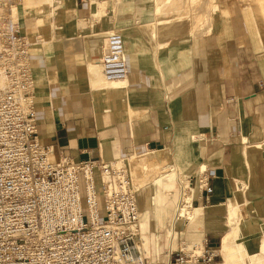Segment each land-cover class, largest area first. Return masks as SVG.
<instances>
[{
  "label": "crops",
  "instance_id": "obj_1",
  "mask_svg": "<svg viewBox=\"0 0 264 264\" xmlns=\"http://www.w3.org/2000/svg\"><path fill=\"white\" fill-rule=\"evenodd\" d=\"M163 1L108 0L103 10L96 0H58L42 24L23 18L39 140L53 161L142 154L156 170L165 162L166 180L153 179L154 190L145 180L139 192L149 256L155 242L158 258L171 247L174 230V247L187 234L220 251L237 222L264 262V14L221 8L202 29ZM113 30L124 37L129 76L102 85ZM203 168L214 171L210 193L198 186ZM173 169L195 177L188 218L165 194Z\"/></svg>",
  "mask_w": 264,
  "mask_h": 264
},
{
  "label": "built area",
  "instance_id": "obj_2",
  "mask_svg": "<svg viewBox=\"0 0 264 264\" xmlns=\"http://www.w3.org/2000/svg\"><path fill=\"white\" fill-rule=\"evenodd\" d=\"M105 47L106 82L127 81L122 33L111 31ZM29 51L20 24L5 22L0 28L5 80L0 84V264H223L206 239L189 248L181 240L164 258L148 255L137 183L147 171L134 176L142 154L51 159V148L39 140ZM213 175L212 169H201L199 188L212 192ZM178 180L184 194L194 193L195 177L178 174Z\"/></svg>",
  "mask_w": 264,
  "mask_h": 264
},
{
  "label": "rangeland",
  "instance_id": "obj_3",
  "mask_svg": "<svg viewBox=\"0 0 264 264\" xmlns=\"http://www.w3.org/2000/svg\"><path fill=\"white\" fill-rule=\"evenodd\" d=\"M14 1L15 0H0V24H3V20L5 19L4 14H5V9H6L7 4L10 3V2L14 3ZM48 1L49 0H46V2H48ZM99 1L100 2H98V0H96V3L99 4V7H101L104 10L106 8V4H107L108 0H99ZM171 1H172V3H171ZM174 2H176L177 4L174 3ZM180 2L182 4H184V6L181 5ZM57 3H59L58 0H56V5H55V3L52 4L54 6H49L48 4L47 5H41V6L36 7V8L33 6V7L30 8L31 15L33 17H35V19H36V17L37 18L45 17L46 20H49L52 17V14L55 15V12H56V9H57V5H58ZM165 3L167 5L172 4V5L169 6V8H171V9L185 10L186 12H183V13L181 12L180 13V16H181L180 19L181 20H184V19L194 20L195 24L197 26H199L200 28H202V29L207 28V26L210 24V20H211V17H212L211 14H213L215 12V10L226 9V10H228L230 12L233 11L234 9L251 10V11L252 10H261L263 12V14H264V8L262 7V5H260V2H258L257 0H178V1L177 0H174V1L173 0H169L167 2L165 1ZM173 4L175 6H173ZM22 8L23 7L21 5L18 6V11H19L18 15L19 16H18V20L17 21L20 24V27H21V24H22V20L24 18L23 9ZM117 31H119V30H117ZM119 32L121 33V31H119ZM25 35H27L29 41H32L31 40L32 39L31 35H29L27 33ZM101 75H102V73H101ZM104 84H108V83L104 81L102 83V85H104ZM113 85H116V84H113ZM153 160H157V159L153 158ZM147 161L148 160H146V162ZM143 164L144 163H142L140 165H143ZM162 164L164 165L165 168H162L163 167L162 166L159 170H156V168H157L156 164H150L149 167L146 170L144 169L145 171H147V174H146L147 175V179H144V180L141 179V180H138L137 182H140L139 183L140 185H144L145 180H148L149 182H153L154 183L153 179L161 177L163 175V170L166 169L165 162L162 163ZM138 167H139V165H138ZM138 171H139V168L137 169V172ZM174 172L176 174L173 175L172 178H175V187L172 188V189H167L165 194H166L167 198H169L173 202L175 207L178 209V204L180 203V199L184 195V193H183L182 189L180 188L177 171L174 170ZM134 176L136 177L135 173H134ZM159 179H160L161 182L166 180V178H163V179L159 178ZM154 184L155 185H152V190H154L156 188V186H157L156 183H154ZM193 194L194 193H192V197H193ZM103 215H104V212L102 211V216ZM183 222L185 224H187V220L185 218H183ZM174 233H175V230L172 233V237H173ZM171 238H170V241H168V243L171 242L172 245H171V247L169 245V247L166 248L165 250L178 248L181 240H184L186 242V244L188 245V248H189L190 245H192L194 242H201L203 237H201V239H199L197 241L196 240L192 241L191 237H189L187 234L178 235V239H177L178 246L177 247H174L173 241L171 240ZM156 243L157 242H155V254H154V256H151L153 258H158V253H157V249L158 248L156 249V247H157ZM148 247L150 248L149 241H147V251H149ZM260 254L262 256H264V249H260ZM160 256H161L160 258H164V252ZM223 260H224V258H223ZM246 264H250L248 259H247V263Z\"/></svg>",
  "mask_w": 264,
  "mask_h": 264
},
{
  "label": "bare ground",
  "instance_id": "obj_4",
  "mask_svg": "<svg viewBox=\"0 0 264 264\" xmlns=\"http://www.w3.org/2000/svg\"><path fill=\"white\" fill-rule=\"evenodd\" d=\"M60 1V0H59ZM165 1V0H164ZM163 1V3H164ZM169 1V0H168ZM174 1V0H173ZM178 1V0H177ZM258 2H260V5H262V7L264 8V0H257ZM167 2V0H166ZM56 5V0H49L48 2H46V0H15L14 3L10 2L7 4L6 9H5V14L4 17L5 19L3 20V24L7 21H13V22H18V6L21 5L23 8V15L26 18H30L32 17L31 12H30V8L31 7H39L41 5H49V6H54L52 4ZM162 3V4H163ZM170 3V2H169ZM168 3V4H169ZM172 3V1H171ZM176 3V2H174ZM179 3V2H178ZM181 3V2H180ZM186 3V2H185ZM58 4V3H57ZM165 4V3H164ZM163 4V5H164ZM177 4V3H176ZM62 5V4H61ZM172 4H169V6ZM181 5L184 6V4L181 3ZM168 6V7H169ZM173 6H175L173 4ZM179 6V5H178ZM161 7V6H160ZM159 7V8H160ZM165 7H167L165 5ZM163 8V6L161 7ZM177 8V7H176ZM179 8V7H178ZM171 9V8H169ZM161 10V9H160ZM166 10V9H165ZM168 10V9H167ZM166 10V11H167ZM158 11V10H157ZM159 12V11H158ZM170 12V11H169ZM162 13V12H161ZM159 14V13H158ZM180 14V13H179ZM164 15V14H162ZM160 15V16H162ZM166 15V13H165ZM168 15V14H167ZM159 16V15H158ZM159 16V17H160ZM170 16V15H169ZM173 16V15H172ZM174 17V16H173ZM45 17L43 18H37L36 20L39 24H42L44 21ZM48 19V18H47ZM55 19V18H53ZM56 20V19H55ZM158 20V19H157ZM54 21V20H53ZM52 21V22H53ZM156 21V20H155ZM165 21V20H164ZM169 21V20H167ZM159 22V21H158ZM173 22V20L171 21ZM170 22V23H171ZM55 23V22H54ZM162 23V22H161ZM3 24H0V28L3 26ZM33 24V23H32ZM51 24V23H50ZM156 24H158L156 22ZM176 25V24H175ZM174 28H177L175 27ZM29 26V25H28ZM51 26V25H50ZM163 26V25H162ZM161 26V28H162ZM170 26V25H169ZM54 27V26H53ZM157 27V26H156ZM168 26H166L167 28ZM172 27V32L175 31L173 30V26ZM169 27V29L171 28ZM158 28V27H157ZM178 29V28H177ZM161 30V29H160ZM171 32V33H172ZM99 68V67H98ZM102 73V72H101ZM106 82L105 77L102 73L101 75V83ZM126 82V81H125ZM5 83L4 77L2 76V74L0 73V84ZM116 85H122L124 84V82H118V83H113ZM112 84V85H113ZM110 86V85H109ZM114 86V85H113ZM145 158V157H144ZM134 160V159H133ZM150 164H156V160L153 159H149L148 157V161L145 162L143 165H140L139 162H135V167H134V173L136 175H140L141 172L145 171ZM139 165V167H138ZM139 168V171L137 172V169ZM145 169V170H144ZM138 183V182H137ZM140 183V182H139ZM143 186V185H141ZM184 193V192H183ZM182 201H180L179 207H178V212L179 215L181 217H185L188 218V215L190 214V211L188 210V207L190 206L191 203V192H187L185 193L182 197ZM233 208V207H232ZM235 210V208H233ZM234 210H232L231 216L237 215L235 214ZM237 217V216H236ZM233 219V218H232ZM238 220V219H237ZM246 234L244 233V231H242L241 226H239L238 223H236V226L232 229L231 232L227 233L225 235V237L223 238V243H222V248H221V254L224 258L223 260V264H246L247 263V259L250 262V264H264V262L262 261V259L259 257L258 255V247L257 245L253 244L252 242L246 240ZM247 258V259H246Z\"/></svg>",
  "mask_w": 264,
  "mask_h": 264
}]
</instances>
